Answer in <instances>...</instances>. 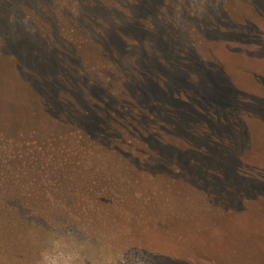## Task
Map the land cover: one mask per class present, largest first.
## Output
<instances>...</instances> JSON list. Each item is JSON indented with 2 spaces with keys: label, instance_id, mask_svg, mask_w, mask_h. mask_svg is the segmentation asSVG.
<instances>
[{
  "label": "rangeland",
  "instance_id": "rangeland-1",
  "mask_svg": "<svg viewBox=\"0 0 264 264\" xmlns=\"http://www.w3.org/2000/svg\"><path fill=\"white\" fill-rule=\"evenodd\" d=\"M3 143L62 163L34 264L264 258V0H0ZM200 219L216 262L166 243Z\"/></svg>",
  "mask_w": 264,
  "mask_h": 264
},
{
  "label": "trees",
  "instance_id": "trees-1",
  "mask_svg": "<svg viewBox=\"0 0 264 264\" xmlns=\"http://www.w3.org/2000/svg\"><path fill=\"white\" fill-rule=\"evenodd\" d=\"M8 145L9 143H3L0 146V149H4L0 151V264H34V252L41 255L42 248L48 247L54 240V233L66 226L58 217L64 211L62 205L48 201L51 197L60 199L59 184L50 188L43 184L47 166L51 165L53 172L61 176L55 169L62 163H50L44 155L38 157L22 153L17 159L15 156L9 157L5 150ZM15 153L18 152L14 151L13 154ZM23 156L26 157L22 159ZM207 222L208 220L200 219L193 225L187 223V235L181 236L180 240L177 234L173 235L168 231L165 239L169 242L166 243L173 242L177 247H184L188 243L193 247L198 245L200 249L202 246L206 252L212 254V261L216 262L221 253L212 249L218 245L221 250L222 246L224 249L222 236L231 240L232 229L231 232L222 233V226L212 228ZM234 225V230H239L238 223ZM231 245L229 242L227 247L231 250L230 254L234 253L230 260L234 264H263V257H258V260L238 259L235 255H238L236 252L239 247L237 244L235 247Z\"/></svg>",
  "mask_w": 264,
  "mask_h": 264
}]
</instances>
